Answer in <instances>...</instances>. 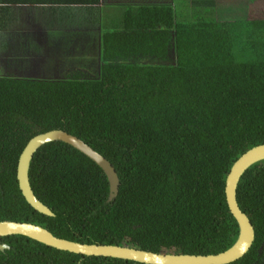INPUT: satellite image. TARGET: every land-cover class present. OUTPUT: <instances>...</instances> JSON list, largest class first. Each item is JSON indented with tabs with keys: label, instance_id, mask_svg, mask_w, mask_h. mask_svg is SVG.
<instances>
[{
	"label": "trees",
	"instance_id": "16d2710c",
	"mask_svg": "<svg viewBox=\"0 0 264 264\" xmlns=\"http://www.w3.org/2000/svg\"><path fill=\"white\" fill-rule=\"evenodd\" d=\"M165 1L124 7L119 29L99 22L90 39L93 68L72 60L79 45L72 54L63 48L59 77H0V221L157 253L217 254L235 243L224 185L237 158L264 144V0H246V14L235 20L222 10L217 19L218 0ZM53 130L111 164L119 181L112 201L101 168L52 141L34 152L28 180L53 215L26 203L18 158L31 138ZM236 201L254 240L229 264H264V160L244 171ZM0 244L7 247L0 264H140L59 251L20 235L0 237Z\"/></svg>",
	"mask_w": 264,
	"mask_h": 264
},
{
	"label": "water",
	"instance_id": "95a60500",
	"mask_svg": "<svg viewBox=\"0 0 264 264\" xmlns=\"http://www.w3.org/2000/svg\"><path fill=\"white\" fill-rule=\"evenodd\" d=\"M52 141L64 142L87 156L101 168L109 185L108 201L118 192V177L111 164L78 138L64 131L53 130L31 138L22 150L17 163L16 179L18 188L26 203L35 211L52 216L51 211L33 195L29 185V163L34 152L43 144ZM264 160V144L254 146L244 152L231 166L225 179L224 195L227 208L238 225V236L228 249L217 254L190 255L182 253H157L127 246L86 244L57 238L49 230L32 223L0 221V237L20 235L59 251L83 256L109 257L134 261L140 264H229L248 251L254 240V229L249 218L240 210L236 201V188L244 171ZM7 248L0 246V250Z\"/></svg>",
	"mask_w": 264,
	"mask_h": 264
},
{
	"label": "crops",
	"instance_id": "0c3cea01",
	"mask_svg": "<svg viewBox=\"0 0 264 264\" xmlns=\"http://www.w3.org/2000/svg\"><path fill=\"white\" fill-rule=\"evenodd\" d=\"M112 1L119 2L114 6L122 10L151 3V0H0V77L40 79V74L34 71L39 67L37 59L32 57L45 53L60 55L63 48H70L72 54L81 41H90L91 35L99 32V22L106 21L104 9L113 6ZM55 33L63 36L58 35L54 41ZM29 70L36 76H28Z\"/></svg>",
	"mask_w": 264,
	"mask_h": 264
},
{
	"label": "rangeland",
	"instance_id": "374dc122",
	"mask_svg": "<svg viewBox=\"0 0 264 264\" xmlns=\"http://www.w3.org/2000/svg\"><path fill=\"white\" fill-rule=\"evenodd\" d=\"M131 1V0H130ZM157 0H151V3L156 2ZM160 1V0H159ZM160 2L165 3L166 1L161 0ZM230 2H226L225 0H218L217 4H216V12L217 14L215 16H217V19L219 18L220 20H222L221 17H219L218 15V11L222 10V14L225 16V19L228 18H232L233 20L235 19H240L242 18L246 12L247 9L245 8L246 6V0H236V2H233L234 6H227ZM111 7H106L104 9L105 12V17H103V19L106 18L107 21H109L108 25H102L104 30H113V29H119L121 27V16H122V8L121 7H116L114 5L119 4V2L117 1H112L110 3ZM63 36L62 33H55L52 35V39L54 41L58 40L57 36ZM82 44L80 43V46L82 47L81 50L76 49L75 51L78 53L76 56H74V58L72 60H80L83 63H86L90 66V68L92 67V62H94V57L92 56V47H93V41L89 42V45L86 46L85 44V40L81 41ZM70 48H64V52L67 53L68 51H70ZM38 56V55H37ZM54 65V64H52ZM164 252H172L171 251V247L170 248H164Z\"/></svg>",
	"mask_w": 264,
	"mask_h": 264
},
{
	"label": "flooded vegetation",
	"instance_id": "af4514ba",
	"mask_svg": "<svg viewBox=\"0 0 264 264\" xmlns=\"http://www.w3.org/2000/svg\"><path fill=\"white\" fill-rule=\"evenodd\" d=\"M53 62L54 65H50V62ZM36 63H38V68L34 71L36 73H39L41 77H44V75H52L54 77H59L63 73L64 63L62 60V57L60 55H49L48 53L42 54V56L37 58ZM44 75H43V74ZM28 76H36L32 70L27 71ZM4 245V244H0ZM6 246V245H4Z\"/></svg>",
	"mask_w": 264,
	"mask_h": 264
},
{
	"label": "clouds",
	"instance_id": "9594fccd",
	"mask_svg": "<svg viewBox=\"0 0 264 264\" xmlns=\"http://www.w3.org/2000/svg\"><path fill=\"white\" fill-rule=\"evenodd\" d=\"M164 253H169V252H164Z\"/></svg>",
	"mask_w": 264,
	"mask_h": 264
}]
</instances>
